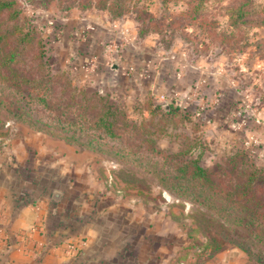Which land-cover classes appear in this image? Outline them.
<instances>
[{
    "label": "rangeland",
    "instance_id": "1",
    "mask_svg": "<svg viewBox=\"0 0 264 264\" xmlns=\"http://www.w3.org/2000/svg\"><path fill=\"white\" fill-rule=\"evenodd\" d=\"M14 1L19 15L7 21L3 12V31L14 30L15 24L18 33L32 29L39 41L34 49L42 48L48 57L49 73L66 77L79 90L97 91L119 107L127 129L146 139L142 149L199 158L206 169L235 158L264 170V0H252L238 27L229 15L242 0H133L120 16L82 9L83 0ZM88 26L95 34L91 45L88 33L81 31H89ZM118 28L125 29L120 37L115 36ZM86 48L93 59L84 71L73 59H80ZM119 62L123 67L118 68ZM114 66L118 76L111 85L106 79ZM135 73L146 78L136 91L127 80ZM21 126L27 128L0 110L3 140ZM63 141L58 142L57 163L68 159L58 151ZM67 144L77 149L69 163H97L94 172L80 174L79 186L95 197L86 199L95 201L97 213L109 212V227L122 226L127 209L132 214L129 251L137 264H257L229 244L210 257L197 255L208 242L198 220L208 216L158 186L150 173L152 153L129 163L111 150Z\"/></svg>",
    "mask_w": 264,
    "mask_h": 264
},
{
    "label": "trees",
    "instance_id": "2",
    "mask_svg": "<svg viewBox=\"0 0 264 264\" xmlns=\"http://www.w3.org/2000/svg\"><path fill=\"white\" fill-rule=\"evenodd\" d=\"M132 1L83 0L81 8L95 7L120 16ZM14 2L0 0V110L5 117L52 140L83 149L111 150L114 157L129 163L138 156L146 160L152 153L155 168L150 173L158 186L190 201L208 216L198 220L208 242L197 255L209 253L210 257L229 244L264 264V170L235 158L206 169L199 158L168 155L153 147L142 149L146 139L127 129L129 124L119 107L97 91L79 90L66 77L49 73L48 57L42 48L40 52L34 49L39 41L35 43L32 29L18 33L15 24L14 30L5 27L3 31V12L8 13L7 21L15 22L19 15ZM251 3L242 0L229 15L233 27L244 22L245 8Z\"/></svg>",
    "mask_w": 264,
    "mask_h": 264
},
{
    "label": "crops",
    "instance_id": "3",
    "mask_svg": "<svg viewBox=\"0 0 264 264\" xmlns=\"http://www.w3.org/2000/svg\"><path fill=\"white\" fill-rule=\"evenodd\" d=\"M86 28L89 31H81L88 33L87 44L91 45L95 34L90 26ZM124 30L116 29L115 36H122ZM90 49L73 59L74 66L85 71L92 58ZM120 63L118 68L123 67ZM111 72L106 83L116 85L117 67ZM136 74H128L127 79L135 91L146 79ZM15 132L6 140L0 137V264H137L129 251L134 234L129 209H125L122 226L114 224L113 230L109 212L97 213L95 201L89 202L92 197L79 186L80 174L94 172L97 163H69L77 149L64 141L58 151L68 159L57 163V146L62 140L23 126Z\"/></svg>",
    "mask_w": 264,
    "mask_h": 264
},
{
    "label": "water",
    "instance_id": "4",
    "mask_svg": "<svg viewBox=\"0 0 264 264\" xmlns=\"http://www.w3.org/2000/svg\"><path fill=\"white\" fill-rule=\"evenodd\" d=\"M55 197H58V195L56 194Z\"/></svg>",
    "mask_w": 264,
    "mask_h": 264
}]
</instances>
